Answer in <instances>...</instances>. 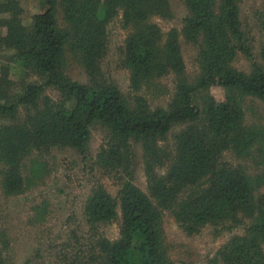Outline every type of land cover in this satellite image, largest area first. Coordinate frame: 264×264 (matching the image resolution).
<instances>
[{"label": "trees", "instance_id": "1", "mask_svg": "<svg viewBox=\"0 0 264 264\" xmlns=\"http://www.w3.org/2000/svg\"><path fill=\"white\" fill-rule=\"evenodd\" d=\"M36 1L40 11L28 23L21 18L20 0L0 2V14L7 15L0 18V53L8 60L0 62L1 188L7 195L23 192L22 160L31 150L55 147L75 150L91 164L90 171L97 169L118 188L112 196L101 183L92 187L83 204L88 230L61 244L60 263L179 264L164 239L167 212L188 235L206 224L217 232L243 225V233L229 237L217 251L219 261L264 264V173L250 175L220 160L230 147L239 156L264 150V125L248 123L243 109L246 97L264 107V68L253 61L239 0H181L187 10L181 28L168 30L163 42L151 17H171L167 0ZM120 10L129 29L120 61L129 71L130 88L151 89L155 79L173 76L166 108H152L138 93L127 102L102 75L107 24ZM180 36L197 47L194 82L185 74ZM239 52L251 62L249 73L233 66ZM72 62L82 67L87 83L65 73ZM12 68L43 81L14 88ZM211 85L224 89V100L207 95L198 107L195 94ZM46 86L56 97L43 93ZM178 123L185 126L172 133L168 148L167 137ZM95 125L104 133L93 155L89 138ZM135 145L146 192L135 183ZM117 219L116 239L98 231L99 224ZM8 246L0 236V264H15L5 253Z\"/></svg>", "mask_w": 264, "mask_h": 264}, {"label": "rangeland", "instance_id": "2", "mask_svg": "<svg viewBox=\"0 0 264 264\" xmlns=\"http://www.w3.org/2000/svg\"><path fill=\"white\" fill-rule=\"evenodd\" d=\"M3 0H0V2ZM172 15L170 18L154 15L151 20L158 24L162 42L171 28H181V19L187 10L181 0H167ZM21 18L28 23L33 14L40 11L36 0H20ZM240 18L245 37L250 45L253 61L264 68V0H239ZM6 14H0L6 17ZM60 19V15H57ZM61 21V20H60ZM58 21L59 23H61ZM0 31H4L0 27ZM129 29L123 25L122 12L107 24V52L100 62L102 75L107 82L114 84L129 103L135 94H143L152 108L165 107L174 93V78L171 75L155 79L151 89L143 88L133 91L129 85V71L121 65L125 39ZM181 51L185 62V74L188 81L194 82L199 74L196 61L197 47L186 43L180 36ZM4 52L0 53V62L7 63ZM233 66L249 73L251 62L241 52L233 61ZM65 73L80 83H87L88 78L78 63H70ZM9 78L13 87L18 88L23 82L41 83L39 76L12 68ZM45 95L56 97V91L45 87ZM212 96L215 102L225 98V91L219 85H211L206 90L195 94V103L203 107L206 98ZM246 120L250 124L264 125V107L254 98L243 100ZM2 121H0L1 123ZM185 126L178 123L167 137V146L171 148L172 133ZM104 130L92 126L89 149L94 155L98 149ZM136 158L135 183L147 191L146 180L142 171V158L139 147L134 146ZM220 160L230 166H237L247 174L264 173V150L239 156L233 148L222 152ZM86 162V163H85ZM83 162L79 154L70 148H51L46 152L31 150L22 160V173L26 186L23 192L7 195L0 185V236L8 242L5 251L15 264H61L59 253L63 242H73V236H83L88 230L83 216V204L95 184L101 183L106 190L116 196L117 186L97 169L90 171L91 164ZM39 164V165H38ZM36 169V175L32 169ZM261 192L264 193V184ZM120 215V209L118 208ZM164 239L170 257L179 264H223L219 261L217 251L229 237L243 233V225L226 228L217 232L210 224L204 225L199 232L188 235L167 212L163 214ZM98 231L113 240L118 237V219L98 225ZM264 249V245H263Z\"/></svg>", "mask_w": 264, "mask_h": 264}]
</instances>
